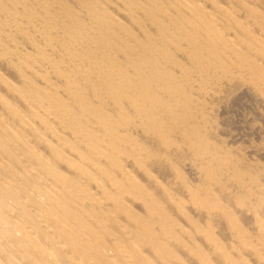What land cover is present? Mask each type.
Segmentation results:
<instances>
[{
	"label": "bare ground",
	"instance_id": "6f19581e",
	"mask_svg": "<svg viewBox=\"0 0 264 264\" xmlns=\"http://www.w3.org/2000/svg\"><path fill=\"white\" fill-rule=\"evenodd\" d=\"M0 264H264V0H0Z\"/></svg>",
	"mask_w": 264,
	"mask_h": 264
},
{
	"label": "rangeland",
	"instance_id": "374dc122",
	"mask_svg": "<svg viewBox=\"0 0 264 264\" xmlns=\"http://www.w3.org/2000/svg\"><path fill=\"white\" fill-rule=\"evenodd\" d=\"M239 104L238 105H236V108H235V106L232 108L235 112H233L232 110L230 111V113L228 112V114L229 115H231V116H229L230 118H232V119H230L231 120V122H232V120L234 121V117H235V119H236V116L237 117H239L238 115H240V114H242L241 113V111L243 112V114H244V112H247L248 113V107L246 106V108H244L245 106H243V105H240L239 107ZM244 108V109H243ZM238 109V110H237ZM240 109V110H239ZM246 110V111H245ZM237 112H239V113H237ZM236 115V116H235ZM241 117V116H240Z\"/></svg>",
	"mask_w": 264,
	"mask_h": 264
}]
</instances>
